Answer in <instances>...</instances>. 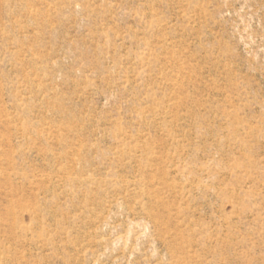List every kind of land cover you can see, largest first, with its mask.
<instances>
[{"label":"rangeland","instance_id":"rangeland-1","mask_svg":"<svg viewBox=\"0 0 264 264\" xmlns=\"http://www.w3.org/2000/svg\"><path fill=\"white\" fill-rule=\"evenodd\" d=\"M0 264H264V0H0Z\"/></svg>","mask_w":264,"mask_h":264}]
</instances>
